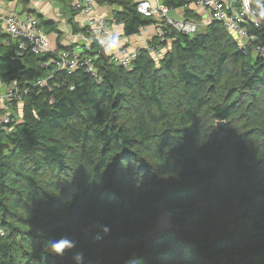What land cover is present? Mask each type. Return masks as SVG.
Returning <instances> with one entry per match:
<instances>
[{
    "label": "trees",
    "instance_id": "1",
    "mask_svg": "<svg viewBox=\"0 0 264 264\" xmlns=\"http://www.w3.org/2000/svg\"><path fill=\"white\" fill-rule=\"evenodd\" d=\"M94 2L120 9L126 36L153 22L134 0ZM242 25L264 46V25ZM160 45L126 67L100 53L93 77L51 73L52 54L15 56L0 34V80L22 97L0 125V264H73L76 251L86 264H264V60L215 20ZM163 212L180 235L146 249ZM62 236L76 248L57 257L46 242Z\"/></svg>",
    "mask_w": 264,
    "mask_h": 264
},
{
    "label": "built area",
    "instance_id": "2",
    "mask_svg": "<svg viewBox=\"0 0 264 264\" xmlns=\"http://www.w3.org/2000/svg\"><path fill=\"white\" fill-rule=\"evenodd\" d=\"M188 3L203 9L208 15V20L219 21L236 38L239 48L251 51L264 60V46L258 43V38L253 32H249L242 24L246 19L254 22V27L259 28L264 25L260 18V10L251 6L250 0H186ZM262 1V0H261ZM95 6L94 0H74L72 8L75 12L86 15ZM136 10L144 17L153 19L151 25L154 26L158 43L165 41L166 29H173L184 35L194 34L199 23L182 17H175L172 14L173 8L164 3L163 0H138ZM110 23L107 18L93 16L87 17L84 22V45L90 50L93 44L97 45V52L92 55H80L74 50H54L49 49L46 35L39 27L38 19L32 14L0 15V34L5 36V43L12 46L15 56H20L24 52L35 55L50 53L53 57L42 63V67L53 66L51 73L59 70L73 71L82 67L84 72L91 76H96L95 59L100 53L106 54L111 61L122 66H128L140 54L141 47L123 44L115 48V43L119 41L110 32ZM147 26L140 28L141 32L146 31ZM160 44L150 43L145 48L154 57H160L163 47ZM51 76V75H50ZM45 79H38L34 87L43 86ZM0 80V87L2 86ZM73 87H70L72 89ZM26 92V90L24 91ZM0 98L5 101L21 102V94L15 83L6 88ZM1 100V99H0ZM4 111L0 119V125H8L13 122V117L8 109L10 104H2ZM7 109V110H6Z\"/></svg>",
    "mask_w": 264,
    "mask_h": 264
},
{
    "label": "crops",
    "instance_id": "3",
    "mask_svg": "<svg viewBox=\"0 0 264 264\" xmlns=\"http://www.w3.org/2000/svg\"><path fill=\"white\" fill-rule=\"evenodd\" d=\"M137 1L138 0H134L135 3ZM183 1L184 4L180 6H171L173 8L172 14L175 17L193 20L194 18L189 17V15L195 17L196 14L200 16L198 20L199 26H204L211 22L208 20V15L203 9L188 3L186 0ZM73 2L74 0H0V15L19 14L23 16L32 14L35 16L40 23V29L47 37L49 49L51 51L63 48L74 50V47L78 46L82 48V51L79 52L81 54L85 49L83 41L84 22L87 17L93 16L104 17L111 21L110 32L114 37H118L119 39V41L115 43V48L123 44L129 46L137 45L141 48H145L157 37L154 26L151 24L147 25V29L144 32L140 31V27L137 34L126 36L123 32L122 22L115 20L114 13L120 10L115 6L95 4L86 15H82L73 10ZM250 3L254 9L260 10L259 16L264 22V11L261 10V0H250ZM168 48V45H165L163 47V53L166 52ZM4 85L6 86L4 91H6L9 85L2 84V86ZM3 104L6 106L7 103L3 101ZM2 107L3 106L0 107V116L4 111ZM8 111L17 118L19 117L20 112L16 107H11Z\"/></svg>",
    "mask_w": 264,
    "mask_h": 264
},
{
    "label": "clouds",
    "instance_id": "4",
    "mask_svg": "<svg viewBox=\"0 0 264 264\" xmlns=\"http://www.w3.org/2000/svg\"><path fill=\"white\" fill-rule=\"evenodd\" d=\"M103 232L107 234L109 229L105 226ZM48 252L57 256L64 257L66 253L73 252L76 248V242L68 236H62L58 239H51L46 242ZM73 264H86L85 256L82 251H76L71 257Z\"/></svg>",
    "mask_w": 264,
    "mask_h": 264
},
{
    "label": "water",
    "instance_id": "5",
    "mask_svg": "<svg viewBox=\"0 0 264 264\" xmlns=\"http://www.w3.org/2000/svg\"><path fill=\"white\" fill-rule=\"evenodd\" d=\"M218 127L219 129H221L222 124L218 123ZM168 231H176L180 235L179 226L174 224L171 214H169L168 212H163L157 219L155 224L145 234L144 240L146 243V249L149 247L153 240L162 237Z\"/></svg>",
    "mask_w": 264,
    "mask_h": 264
},
{
    "label": "rangeland",
    "instance_id": "6",
    "mask_svg": "<svg viewBox=\"0 0 264 264\" xmlns=\"http://www.w3.org/2000/svg\"><path fill=\"white\" fill-rule=\"evenodd\" d=\"M137 46V45H136ZM165 49H167V48H165ZM74 51L75 52H77V53H79V52H81L82 51V48L81 47H78V46H75L74 47ZM164 51V50H163ZM10 86V85H9ZM6 86L4 85V86H1L0 87V94H4L5 93V91H4V88H5ZM1 100H0V107L2 106V104H3V101H5L4 99L2 100V98H0ZM7 104H9V101H5ZM17 109H19V106H18V108ZM7 110V109H6ZM9 112V111H8ZM10 113V112H9ZM1 116H2V114H1ZM1 116H0V119H1Z\"/></svg>",
    "mask_w": 264,
    "mask_h": 264
}]
</instances>
